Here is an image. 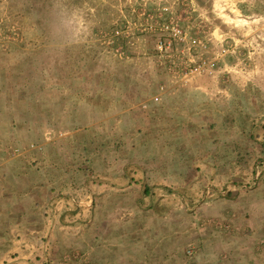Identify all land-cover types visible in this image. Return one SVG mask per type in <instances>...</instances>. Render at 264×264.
Here are the masks:
<instances>
[{"label": "rangeland", "instance_id": "374dc122", "mask_svg": "<svg viewBox=\"0 0 264 264\" xmlns=\"http://www.w3.org/2000/svg\"><path fill=\"white\" fill-rule=\"evenodd\" d=\"M173 17L209 51L164 57L158 23ZM202 59L211 72L183 77ZM261 134L264 0H0V137L36 150L58 137L78 174L61 191L90 201L72 207L84 228L65 262L86 264L91 217L104 234L141 231L174 249L185 232L226 251L251 237L263 264Z\"/></svg>", "mask_w": 264, "mask_h": 264}, {"label": "crops", "instance_id": "0c3cea01", "mask_svg": "<svg viewBox=\"0 0 264 264\" xmlns=\"http://www.w3.org/2000/svg\"><path fill=\"white\" fill-rule=\"evenodd\" d=\"M57 138L48 143L44 137V148L36 150L30 148L31 137H0V264H72L65 262L63 255L74 250L68 247L80 240L79 230L84 228L83 224L76 226L75 210L83 204V209L88 210L90 201L78 202L61 191L63 187L72 188L78 174L72 168L71 149L56 153ZM17 147L21 150L18 156ZM60 154L67 160L63 156L60 160ZM34 157L38 158L35 165L30 161H35ZM83 186L87 188L86 183ZM67 210L74 211L66 213ZM95 224L91 217L85 224L86 264H258L256 258L260 255L251 237L246 236L234 237L226 251L216 249L219 245H205V240L198 237L191 240L185 232V247L174 249L168 241L164 244L159 239L162 236L139 240L141 231L120 229L104 234ZM124 237L128 239L121 241ZM115 238H119L117 243L106 244Z\"/></svg>", "mask_w": 264, "mask_h": 264}, {"label": "built area", "instance_id": "2783aa9c", "mask_svg": "<svg viewBox=\"0 0 264 264\" xmlns=\"http://www.w3.org/2000/svg\"><path fill=\"white\" fill-rule=\"evenodd\" d=\"M167 10V8H164ZM153 25H149L145 29L150 28L152 30ZM158 29L160 31L156 40V46L158 51L171 62L175 61V57L188 53L190 56L195 54H205L208 50V44L201 37L189 36L187 31L184 30L179 19L169 18L158 23ZM185 43V48H180V45ZM174 59V60H173ZM187 62V61H186ZM214 67L213 61H207L202 59L201 61L194 62L193 64H187L183 69V77H186L192 73L197 72H211ZM156 100L158 97L155 98Z\"/></svg>", "mask_w": 264, "mask_h": 264}, {"label": "trees", "instance_id": "16d2710c", "mask_svg": "<svg viewBox=\"0 0 264 264\" xmlns=\"http://www.w3.org/2000/svg\"><path fill=\"white\" fill-rule=\"evenodd\" d=\"M259 137H264V134H261ZM264 139H262V141H261V143H264V141H263ZM261 166H263V162H261ZM150 189H151V187H149L148 185H145V188H144V194L145 195H152L153 193H152V191H150ZM170 192H173L172 190H169ZM148 206H150V205H148Z\"/></svg>", "mask_w": 264, "mask_h": 264}]
</instances>
